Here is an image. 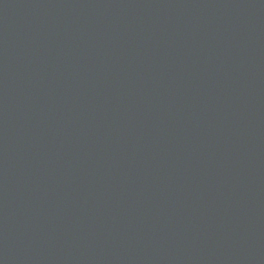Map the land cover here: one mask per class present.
I'll list each match as a JSON object with an SVG mask.
<instances>
[{
	"label": "water",
	"instance_id": "95a60500",
	"mask_svg": "<svg viewBox=\"0 0 264 264\" xmlns=\"http://www.w3.org/2000/svg\"><path fill=\"white\" fill-rule=\"evenodd\" d=\"M0 264H264V0H0Z\"/></svg>",
	"mask_w": 264,
	"mask_h": 264
}]
</instances>
